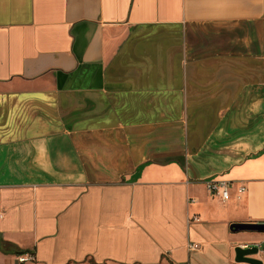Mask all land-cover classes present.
<instances>
[{
	"label": "crops",
	"instance_id": "1",
	"mask_svg": "<svg viewBox=\"0 0 264 264\" xmlns=\"http://www.w3.org/2000/svg\"><path fill=\"white\" fill-rule=\"evenodd\" d=\"M258 222L264 0H0V264H264Z\"/></svg>",
	"mask_w": 264,
	"mask_h": 264
},
{
	"label": "water",
	"instance_id": "2",
	"mask_svg": "<svg viewBox=\"0 0 264 264\" xmlns=\"http://www.w3.org/2000/svg\"><path fill=\"white\" fill-rule=\"evenodd\" d=\"M232 232H242V231H254V232H264V222L258 223H233L230 226ZM259 248L257 246L251 247H242L237 246L235 248V261L238 263L245 264H263V262L253 257L254 254H257Z\"/></svg>",
	"mask_w": 264,
	"mask_h": 264
},
{
	"label": "built area",
	"instance_id": "3",
	"mask_svg": "<svg viewBox=\"0 0 264 264\" xmlns=\"http://www.w3.org/2000/svg\"><path fill=\"white\" fill-rule=\"evenodd\" d=\"M205 184H206L207 190L212 196H218L224 201L229 198L231 185L228 182L208 180L207 182H205ZM245 190H246V187L243 185H240L238 188L239 196L243 194ZM34 260H35V257L32 253L20 254L17 257V261L19 263H28V262H33Z\"/></svg>",
	"mask_w": 264,
	"mask_h": 264
}]
</instances>
